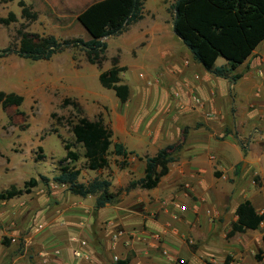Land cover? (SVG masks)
<instances>
[{
    "label": "rangeland",
    "instance_id": "374dc122",
    "mask_svg": "<svg viewBox=\"0 0 264 264\" xmlns=\"http://www.w3.org/2000/svg\"><path fill=\"white\" fill-rule=\"evenodd\" d=\"M19 1L30 5L31 11L36 12L37 17L24 19L21 15V8L18 6ZM95 1L0 0V17L6 18L9 13L15 15V21L8 26L0 25V51L10 50L0 57V92L15 93L24 99L19 107L0 108V193L11 186L22 189L24 183L31 178L38 181L37 186L30 189L29 193H24L11 200H0V244L8 241L7 245H9L8 247L3 245L5 249L0 251V255L4 253L3 257L7 256L6 259L10 260L9 262L14 260L17 264H48L51 259L60 256V250L68 247L70 250L66 251L74 256V251L69 244H66L68 247L55 245L52 241L46 245L45 243L27 244L28 238L32 235L38 236L46 227V223L38 222L37 219H42L49 214L51 218L58 219L56 221L58 225L59 223L65 225L64 222H68V220L59 218L65 206L69 204L71 194L66 186L57 185L52 180L61 166L70 165L79 169L78 180L82 183L94 178L109 179L113 185L112 190L121 191V194L128 185L124 187L126 182L137 179L140 174L143 177L144 158L153 157L157 153L153 150L146 155H137L133 152L126 160L128 167L125 169L119 168L123 158L110 155L108 168L100 171L87 170L82 157L83 150L74 141L69 127V123L75 122L79 114L71 106L62 104L65 98L77 101L82 107V114L88 119H102L104 124L111 128L112 121L117 115L126 117L128 114L133 119L140 117H143L142 121L145 119L147 114L143 111L136 113L138 97L144 95L146 101L153 102L157 94L162 92L165 96V106H169V102L175 98L174 94L179 95L180 93L178 90H172L171 85H165L164 73L148 68L151 64L155 68L160 66V69L164 70L165 62L160 59V55H166V52L174 49L179 50L176 48L177 45L181 47L183 54L190 53L172 30L171 6L175 0H145L143 20L130 26L119 36L103 40L107 44V49L104 54L105 59L99 65L90 64L80 48L65 50L48 61L34 62L16 54L20 41L19 31L31 36L53 35L57 39L89 40V34L79 24L76 17ZM137 24L145 28L137 29ZM141 30H146L144 36L148 37L144 38ZM113 64L126 69L120 75L122 81L129 87V98L125 103H120L112 90L103 88L99 83V76L106 74ZM223 64L224 60L219 58L215 66ZM262 68L259 66L257 69L262 70ZM209 95L211 98H216L217 94L209 92ZM194 97L198 98L197 95L192 94L190 105L199 110L200 116L198 117H201L199 118L201 120L189 117L179 124L180 136L175 142H178L184 135L185 143L182 149L174 154V162L169 165V168L180 167L183 161L192 164L189 151L193 149L190 147L203 149L217 147V125L212 126V123L217 121V109L212 110L208 101L200 97L198 98L200 105L196 104L193 101ZM165 106L159 107L162 117L167 114ZM155 111L158 110L155 109ZM196 128H204L208 135L195 136L193 131ZM202 142L206 144L204 147L197 146ZM65 144L70 145L72 150L80 155L78 161L63 162L66 152ZM245 146L246 141L241 143L242 149ZM201 156L203 157L204 153ZM208 156L215 160L212 154ZM208 170L217 173L215 167L214 170ZM41 176L48 179V184L41 180ZM198 176L199 173H195L197 179ZM166 184H160L156 196H152L150 190L136 189V198L124 201L130 207L128 213L130 216L123 221L115 219L111 223L110 218L98 219L95 203L94 223L86 226L85 219L78 220V223L83 221L84 229L90 228L93 232L90 236L93 264H119L120 261L127 264H146L144 260L149 256L141 257L137 253L139 243L155 251L159 250L160 255L168 262L190 264L187 259L177 257L170 261V254L159 249L162 241L160 234L151 232L147 222L159 220V214L155 212L157 202L160 203V210H168V213L175 214L177 213L175 205L177 203L184 205L186 197L198 196L202 204L206 201L204 197H201L203 195L194 183L180 184L172 189H169ZM206 194L217 199V181L210 186ZM118 203L119 197L117 202L110 206H117ZM215 210L217 213V209ZM205 215L209 217L206 212ZM12 233L17 236L16 242L9 238ZM118 233L120 237L115 241L113 237ZM209 238H215L217 241L215 236ZM33 239L34 236L31 241ZM203 244L201 241L190 243L187 241L189 250L194 254ZM213 249L209 248V250ZM143 253H148V251L144 250ZM197 258L196 264H206V261L213 263L211 258L205 255L198 254ZM219 260L217 254V261Z\"/></svg>",
    "mask_w": 264,
    "mask_h": 264
},
{
    "label": "crops",
    "instance_id": "0c3cea01",
    "mask_svg": "<svg viewBox=\"0 0 264 264\" xmlns=\"http://www.w3.org/2000/svg\"><path fill=\"white\" fill-rule=\"evenodd\" d=\"M144 17L145 9L143 19ZM136 26L137 29L143 27L138 24ZM144 31L146 30H141L143 36ZM146 37L148 36L145 35L144 38ZM176 48L179 50L174 49L166 52V55H160V59L165 62L164 70L160 69V66L155 68L151 64L148 68L164 73L165 85H171L172 90H178L179 98H173L169 106H165V96L162 92L157 94L153 102L146 101L144 95L138 97L136 113L143 111L147 116L142 121L143 117L133 119L128 114L126 117L117 115L111 126L113 141L121 143L129 152H135L137 155H146L152 150L156 153L165 145L172 144L180 136L179 124L182 121L189 117L201 120L199 119L201 117H198L199 110L190 105V96L195 94L198 98L206 99L212 110L217 109V121L212 123V126L217 125V147L211 149L190 147L193 149L189 151L193 163L183 161L180 167L169 168L167 175L160 180L158 186L150 190L151 195L156 196L158 187L162 183H167L169 189L180 184L194 183L206 203L202 204L199 201L200 197L191 195L184 201L187 208L185 212L177 211L174 214L168 213V210H160V203L157 202L155 212L160 218L157 221L149 220L147 225L151 232L160 234L162 241L159 249L170 254V261L180 258L187 259L190 264H196L199 254L208 256L214 264H223L226 257L231 258V264H264V220L256 230L228 236L232 224L237 221L236 208L242 201L249 200L258 214L264 212V41L235 70L239 75L236 82L208 73L193 59L191 53L183 54L179 45ZM259 66L263 67L262 70L257 69ZM258 71H262L263 75H258ZM209 92L211 94L216 92V98L209 97ZM164 106L167 114L162 117L159 107ZM193 134L202 137L208 135L204 128H196ZM244 141L246 146L242 149L241 143ZM205 145L202 142L197 146ZM202 153H204L203 157ZM210 154L215 160L207 157ZM214 167L217 168V173L209 172L208 169L214 170ZM195 173H199V180L195 177ZM126 174L128 176L127 172ZM140 178H142L141 174L135 180ZM215 181H217V199L206 194ZM127 184L129 182H126L124 187ZM112 188L111 184L110 190L114 192ZM136 189L140 188L123 191L118 196L117 206L106 205L100 209L95 208L98 213L97 218L100 220L110 218L111 223L115 219L119 221L127 219L130 216L128 214L130 207L124 201L136 198ZM70 196L69 204L65 206L59 218L68 222H64L65 225L63 223L58 225L56 223L58 219L51 218L49 214L37 219L38 222L46 223V227L38 236L32 235L33 241H31L32 237L28 238L27 244L45 243L46 245L50 241L65 247L69 244L73 251L81 254L79 258L74 257L72 253L66 251L70 250L67 246L68 248L59 251L60 256L51 259L52 262L48 264H93V249L90 246L92 241L90 236L93 232L90 228L84 229L83 221L78 223V220L85 219L86 226L94 223L95 197ZM206 208L215 212L210 218L205 215ZM28 216L31 217L30 213ZM210 236L217 237V241L215 238L210 239ZM16 237L15 233L9 235V238L15 242ZM187 241L188 243L201 241L204 244L194 254L189 250ZM137 245L139 246L137 253L141 257L149 256L144 260L146 264H173L162 257L159 250L155 251L141 243ZM210 247L214 249L209 250ZM4 249L0 244V251ZM144 250L148 253L144 254ZM256 255L260 256V261L256 259ZM3 256L4 253L0 255V264H17L14 260L9 262L7 256Z\"/></svg>",
    "mask_w": 264,
    "mask_h": 264
},
{
    "label": "trees",
    "instance_id": "16d2710c",
    "mask_svg": "<svg viewBox=\"0 0 264 264\" xmlns=\"http://www.w3.org/2000/svg\"><path fill=\"white\" fill-rule=\"evenodd\" d=\"M21 15L24 19H35L36 12L31 11L30 5L19 1ZM172 27L175 36L184 44L205 71L229 81L236 82L239 75L235 70L242 65L253 51L264 41V0H175L171 6ZM145 0H98L88 5L76 17L79 24L89 34L90 39L80 38L57 39L53 35L31 36L19 31L20 41L16 54L31 61H48L53 56L68 49L80 48L84 51L90 64L99 65L105 59L107 44L103 41L124 33L130 26L143 19ZM15 21V15L9 13L6 18L0 17V25L8 26ZM9 49L0 51V57ZM222 58L225 64L215 66ZM125 67L113 64L99 76L100 85L114 92L120 103L127 102L129 87L121 79ZM23 97L15 93L0 92V108L19 107ZM64 106H71L79 117L70 122V132L74 141L83 150L85 168L89 171H100L108 168L110 155L121 157L120 169L128 166L126 161L129 152L121 143L113 142V132L104 124L102 119L90 120L82 114L81 105L69 98L62 101ZM185 143L184 135L173 144L157 151L153 157H145L143 177L132 180L123 191L135 188L153 190L160 180L167 175L169 165L174 162V154L179 152ZM112 148V149H111ZM65 157L63 162L74 163L80 155L68 144L64 145ZM80 170L70 165H63L52 178L57 185L67 187L71 195L87 198L95 197V208L117 202L120 192H112L109 179L94 178L86 183L79 182ZM48 184V179L41 176ZM38 181L31 178L25 182L22 189L11 186L0 193V200H11L36 187ZM237 221L232 224L228 236L256 230L264 220V212L258 214L249 200L242 201L236 208ZM264 242V237H263ZM8 241L2 242L7 246ZM258 261L261 260L256 255ZM119 264H127L120 261ZM206 264H214L206 261ZM223 264H231V258L226 257Z\"/></svg>",
    "mask_w": 264,
    "mask_h": 264
},
{
    "label": "built area",
    "instance_id": "2783aa9c",
    "mask_svg": "<svg viewBox=\"0 0 264 264\" xmlns=\"http://www.w3.org/2000/svg\"><path fill=\"white\" fill-rule=\"evenodd\" d=\"M258 75L262 76V75H263L262 71H258ZM174 96H175V98H177L179 95H178V93H175ZM193 101H194L196 104L200 105V100H199L198 98L194 97V98H193ZM175 206H176L177 211L180 212V213L185 212V210L187 209L185 205H180L179 203H177ZM205 212H206V214H207L209 217L212 216V215L215 213V212L212 211L211 209H207ZM119 236H120L119 233H118L117 235H115V236L113 237L114 240L116 241V240L118 239ZM80 256H81V254H80L78 251H74V257L79 258Z\"/></svg>",
    "mask_w": 264,
    "mask_h": 264
},
{
    "label": "water",
    "instance_id": "95a60500",
    "mask_svg": "<svg viewBox=\"0 0 264 264\" xmlns=\"http://www.w3.org/2000/svg\"><path fill=\"white\" fill-rule=\"evenodd\" d=\"M173 24H174V19L172 20V27H173Z\"/></svg>",
    "mask_w": 264,
    "mask_h": 264
}]
</instances>
